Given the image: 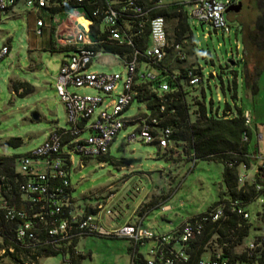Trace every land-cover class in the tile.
I'll use <instances>...</instances> for the list:
<instances>
[{"label": "built area", "instance_id": "built-area-1", "mask_svg": "<svg viewBox=\"0 0 264 264\" xmlns=\"http://www.w3.org/2000/svg\"><path fill=\"white\" fill-rule=\"evenodd\" d=\"M15 1L0 0V21ZM181 1L185 2L188 17L200 23L207 22L214 29L230 34L231 29L224 16L225 9L239 0ZM24 2L33 9L54 4L52 0ZM157 6L158 3L147 6L143 0H106L102 8H95L92 12L102 14V21L107 26V38L134 46L126 16L140 18L139 26L142 27L150 11ZM63 13L66 17L62 21L57 19L56 13L49 14L55 23L50 28L54 46L73 47L63 51L54 81L56 93L66 110L68 126L50 129L41 143L18 155L10 168L6 169L0 160V257L6 250H15L12 242H4L7 238L23 248H30L31 252L38 245L49 246L62 253L63 264H72L70 249L74 253L79 252L78 246L73 244L76 239L80 240L85 235L103 234L129 240L130 264H175L186 261L188 254L184 249L185 243L201 234L205 222L215 221L224 214V203H218L193 218V215H189L175 228L159 232L143 224L141 217L133 222L114 225L111 216L113 211L108 205L112 192L104 197L99 196L96 205H89L91 210H87L75 205L67 191L74 154L78 153L81 159L90 160L107 153L117 133L132 124L130 121L133 118L124 115V112L137 99V84L143 79L158 78V72L149 64L161 61L167 47H171L173 55L180 59L185 57V52L180 43L169 38L165 16L157 14L148 20V40L143 49L134 47L128 55L122 56L110 53L122 63L123 70H92L89 67L94 58L103 53L90 36L92 20L84 16L83 10L79 8ZM70 16L76 17V20L72 21L71 28H66ZM44 27V18L37 17L34 33L42 35ZM8 51V44L0 47V60ZM202 69L200 65L187 69L189 84L196 85L203 81ZM79 88H90L95 92L80 93L77 92ZM159 88L168 90L167 80H160ZM163 108L161 104L160 110ZM242 116L244 123L250 127V110L243 108ZM135 118L137 126L125 135L127 141L140 139L146 143H155L161 150L170 145L169 126L158 127V119L147 112H140ZM243 138L248 139L246 134ZM249 155L253 160L261 159L258 166L264 168V155L255 149H250ZM241 166L248 168L244 164ZM246 179V175L240 173L239 182L243 183ZM255 188L258 191L256 199L264 203V182H257ZM231 204L237 213L245 218L249 216L243 205L235 202ZM161 207L169 209L171 206L164 203ZM258 244L253 239L249 241L248 248L254 249ZM46 257L40 258V264L42 258ZM137 258L139 260H135ZM25 264H35V261H25ZM197 264L238 263H230L216 251L200 258Z\"/></svg>", "mask_w": 264, "mask_h": 264}, {"label": "rangeland", "instance_id": "rangeland-1", "mask_svg": "<svg viewBox=\"0 0 264 264\" xmlns=\"http://www.w3.org/2000/svg\"><path fill=\"white\" fill-rule=\"evenodd\" d=\"M240 1L242 6L239 11L224 14L231 29L229 35L214 29L207 22L200 23L191 17L188 20L191 41L187 46V61L183 64L195 62L203 67V81L190 87L184 84V87L188 89L187 98L197 97L204 102L208 112L220 113L227 105L232 110L235 106H252L246 98L251 90L244 83L241 59L246 61V68L254 73L259 60L260 65L264 62V54L245 47L243 42V32L253 27L255 14L252 5H257V0ZM56 17L62 21L66 14L57 12ZM34 19L29 7L19 0L13 14L0 22V47L3 44L10 46L8 53L0 60V155L23 154L41 143L50 129L68 126L65 107L54 87L63 52L29 50L30 40L41 38L29 28ZM73 20L76 17L70 16L66 28L73 26ZM169 24L166 20L167 28ZM229 58L234 60V65L227 64ZM89 68L121 71L124 67L117 57L103 52L94 58ZM256 77L260 97L256 122L264 129V64ZM10 78L25 82L29 89L23 94L15 92L11 89ZM234 80L235 87H229ZM77 92L95 91L79 88ZM190 107L189 116L194 120V107ZM140 112L148 110L142 101L134 99L124 115L133 116ZM33 113L37 114V118L33 117ZM136 126V123L128 124L117 133L103 160L93 158L82 162L80 155L74 154L70 182L75 205L81 208L96 205L101 196L112 192L108 205L113 211L112 223L119 225L134 214L151 186H156L157 200L167 197L160 204L166 202L171 207L152 208L145 215L143 223L155 231L164 232L175 228L187 216L206 210L221 195L225 197L221 162L212 159L167 160L158 155L159 147L155 143L140 139L127 141L125 135ZM9 137H20L21 143L9 145L6 143ZM253 139V142L263 143V138L258 137L256 132ZM178 153L173 156L179 157ZM256 164L254 160L248 168L240 166L239 171L252 173ZM148 196L155 197L149 193ZM247 210L249 231L237 250L245 247L255 235H264V220L261 218L264 203L254 199L247 204ZM128 245L129 240L123 237L85 235L77 245L83 255L79 264H130ZM62 260L61 254H52L42 258L41 264H63ZM0 264L16 263L9 257L1 256Z\"/></svg>", "mask_w": 264, "mask_h": 264}, {"label": "trees", "instance_id": "trees-1", "mask_svg": "<svg viewBox=\"0 0 264 264\" xmlns=\"http://www.w3.org/2000/svg\"><path fill=\"white\" fill-rule=\"evenodd\" d=\"M19 1L16 0L15 3ZM106 0H52L54 4L43 7L49 13L69 12L76 8L82 9L84 16L92 20V31L90 36L92 40L96 41L95 46L101 48L103 52L128 55L131 50L136 47L143 49L147 44L149 19L151 16L161 14L166 20L170 22L168 29V36L174 42L180 43L182 50L185 52L184 58H178L173 55L171 47L166 48V54L161 61L149 64L155 71L158 72V78L153 80H141L137 84L138 93L137 100L142 101L151 116L158 119L157 126H169L171 128L170 145L164 150L158 149V155L166 157L167 159L175 158V146L180 147L179 157L186 158V160L196 159H212L223 164L222 183L224 185L225 197L220 196L219 200L213 202L206 210L191 214L193 217L200 215L218 203H224V214L215 221H207L204 224L201 234L185 243V251L188 254V259L183 262H176L175 264H197L198 260L207 255L219 251L223 257H226L230 263L236 262L238 264H261L264 263V235L258 234L253 237L254 241L259 244L254 249H249L248 244L237 250L242 245L244 238L249 231L250 223L248 217H243L232 209V202L243 205L247 210V204L256 199L258 191L255 188L257 182H264V168L258 166L254 178L252 180H245L243 183L239 182V167L245 165L249 167L253 161L250 157V138L252 136V127L244 123L242 116L243 107L235 106L234 110L227 105L222 112L207 111L203 101L197 97L187 98L184 84L188 87L194 86L189 84L186 78V71L189 67L196 66L194 63L183 64L187 61L188 48L190 38L189 17L187 15L185 2L181 0H143V2L150 6L158 3V6L153 8L143 26H139L140 18L128 17V32L131 33L134 46L125 43H118L117 40L107 38V26L102 21V14H93L95 8H102ZM14 3V4H15ZM10 8V7H9ZM258 13L254 19V27L249 28L243 32V42L245 47L251 50L261 52L264 54V0H257ZM50 51H69L73 49L72 46H54L53 39H50V45L47 48ZM243 61L244 83L254 94L258 90L256 76L259 73L261 60L254 68V73L246 68V61ZM229 64V63H227ZM142 64H139L141 66ZM199 71V68H197ZM236 76V73H235ZM234 76V77H235ZM167 80L169 84L168 90H161L159 88L160 80ZM234 80L233 86L235 87ZM11 89L19 94H23L29 85L23 81L10 80ZM187 87V88H188ZM235 95V91H234ZM190 103L194 109V120L190 119L189 110ZM164 108L160 110V105ZM130 123L135 122V115ZM247 135L248 139L243 136ZM6 143L12 146H17L21 143L20 137H9ZM161 151V152H160ZM109 152V151H108ZM107 153L97 156L95 158L103 160ZM180 153V152H179ZM18 155H0V160L3 161L6 169L10 168L15 162ZM82 162L88 159H81ZM73 166V165H72ZM72 168V167H71ZM71 173V170H70ZM69 173V179H70ZM73 186H68L67 191L72 196ZM102 197V196H101ZM73 198V197H72ZM157 197L150 198L149 201L142 202L138 205L135 213L138 218H143L154 207L162 206ZM75 201V199H72ZM166 203V202H165ZM237 206V205H235ZM91 210L89 206L85 207ZM248 211V210H247ZM264 220V214L261 215ZM135 221V220H134ZM133 222V221H130ZM143 222V221H142ZM144 224V223H143ZM93 235V234H91ZM106 236L103 234H97ZM107 237H120L107 235ZM125 238V237H123ZM127 239V238H126ZM252 239V240H253ZM128 240V239H127ZM6 244L13 243L15 250L10 252L6 250L3 257H9L16 264H25V261H35V264H40V258L52 254H61L56 252L49 246L38 245L33 252L30 248H23L13 241L4 239ZM79 239H76L73 244L78 245ZM130 243L128 250L130 253ZM71 251L72 264H79L80 258L83 256L79 251L77 253ZM141 255V254H139ZM135 260H139L138 258Z\"/></svg>", "mask_w": 264, "mask_h": 264}, {"label": "crops", "instance_id": "crops-1", "mask_svg": "<svg viewBox=\"0 0 264 264\" xmlns=\"http://www.w3.org/2000/svg\"><path fill=\"white\" fill-rule=\"evenodd\" d=\"M23 2H24V0H22ZM19 1H17L15 4H17ZM15 4L14 5H12L9 9H8V11L6 12V14H5V16H4V18H6V17H8V16H10L11 14H13V12H14V10H15ZM24 4H25V2H24ZM25 6H27L26 4H25ZM28 7V6H27ZM252 10H254L253 12H254V14H255V16L254 17H256V15H257V13H258V8H257V5H252ZM29 12H31V13H33L34 14V18L36 19L37 17H43L44 18V20H45V22H46V27H44V32H43V34L42 35H40L39 37H41L40 39H38V38H36L35 37V39L34 40H30V42H29V50H35V49H47L48 47H49V45H50V39H52L53 38V34H52V31H51V25L52 24H55L54 23V21H53V18L50 16V14L44 9V8H41V7H38V8H30L29 7ZM3 18V19H4ZM2 19V20H3ZM35 19H34V22L30 25V30H32L33 31V29H34V27H35ZM1 20V21H2ZM0 21V22H1ZM240 23V22H239ZM239 26V25H238ZM253 27H254V24H253ZM253 27H251V28H253ZM239 28V27H238ZM239 30H240V28H239ZM33 33H34V31H33ZM35 34V33H34ZM9 48H10V46H9ZM264 64V63H263ZM261 69V68H260ZM244 77V76H243ZM256 79H257V77H256ZM10 80H14L13 78H10ZM259 87H258V90H257V92H255L254 94L251 92L250 94H247L246 95V98H247V100H248V102H250L251 103V107L250 106H245V105H242L243 106V108H247V109H249L250 110V112H251V115H252V122H251V125H250V127H252V130H253V132H252V136H251V138H250V145H249V147H250V149L251 150H257V151H259L262 155H264V129H263V127L262 128H260L259 127V125H257V122H256V120H257V116L259 115V111L257 110L258 108H259V106L258 105H260V97H259ZM258 107V108H257ZM261 110V109H260ZM261 129H263L262 130V132H260V130ZM255 132H256V134L258 135V137H262L263 138V143H259V142H257V141H254L253 142V137H254V134H255ZM253 143V144H252ZM175 148H176V153H178V151L180 152V153H178V154H181V156H182V152L179 150L180 149V147L179 146H175ZM178 150V151H177ZM165 159H167L166 157H164ZM167 160H171V161H183V160H186V158H182V157H175V158H172V159H167ZM254 160L255 161H257V164H256V167H255V169H254V171L252 172V173H248L247 172V170L245 171H243V172H241V173H243V174H245L246 175V178H247V180H252L253 178H254V175H255V172H256V170H257V168H258V165H259V163H260V161H261V159L259 160V159H257V158H254ZM253 160V161H254ZM173 163V162H172ZM174 164V163H173ZM251 166V165H250ZM249 166V167H250ZM157 188L158 187H156V186H151V188L149 189V191L146 193V195H145V198L140 202V203H142V202H146V201H148V200H150V198H151V196H148V193H149V195H152V196H155V194L156 193H158L157 192ZM156 197V196H155ZM157 199V198H156ZM166 199H167V197L166 198H162V199H158V202L159 203H161V202H164V201H166ZM139 203V204H140ZM138 204V205H139ZM138 207V206H137ZM137 217H138V215L134 212V214H132L129 218H128V220L127 219H125L123 222H125V221H134V220H136L137 219ZM144 219V218H143ZM143 221V220H142ZM122 222V223H123ZM147 226H149V225H147Z\"/></svg>", "mask_w": 264, "mask_h": 264}, {"label": "water", "instance_id": "water-1", "mask_svg": "<svg viewBox=\"0 0 264 264\" xmlns=\"http://www.w3.org/2000/svg\"><path fill=\"white\" fill-rule=\"evenodd\" d=\"M241 6H242V3H241V1L239 0L237 3H234V4H231V5H228V6L226 7V9H225V13H226V12H229V11H235V12H237V11L240 10ZM227 63H229V64H231V65H234V64H235L234 60L231 59V58H229V59L227 60ZM33 117H34V118H37V114H36V113H33Z\"/></svg>", "mask_w": 264, "mask_h": 264}]
</instances>
